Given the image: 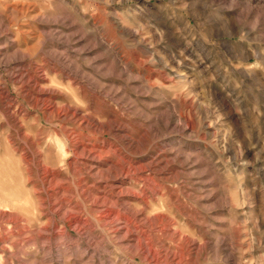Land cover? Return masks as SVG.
Returning a JSON list of instances; mask_svg holds the SVG:
<instances>
[{"label":"rangeland","instance_id":"374dc122","mask_svg":"<svg viewBox=\"0 0 264 264\" xmlns=\"http://www.w3.org/2000/svg\"><path fill=\"white\" fill-rule=\"evenodd\" d=\"M0 264H264V0H0Z\"/></svg>","mask_w":264,"mask_h":264},{"label":"bare ground","instance_id":"6f19581e","mask_svg":"<svg viewBox=\"0 0 264 264\" xmlns=\"http://www.w3.org/2000/svg\"><path fill=\"white\" fill-rule=\"evenodd\" d=\"M46 94V93H45ZM39 99V98H38ZM122 228V227H121Z\"/></svg>","mask_w":264,"mask_h":264}]
</instances>
